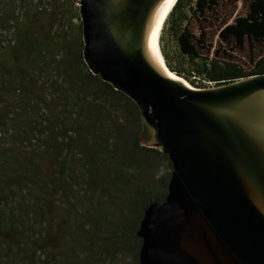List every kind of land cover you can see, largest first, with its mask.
Segmentation results:
<instances>
[{"label": "trees", "instance_id": "trees-1", "mask_svg": "<svg viewBox=\"0 0 264 264\" xmlns=\"http://www.w3.org/2000/svg\"><path fill=\"white\" fill-rule=\"evenodd\" d=\"M80 1L0 0V264H140L168 195L138 106L85 62ZM159 43L197 89L262 76L264 0H177Z\"/></svg>", "mask_w": 264, "mask_h": 264}, {"label": "water", "instance_id": "water-1", "mask_svg": "<svg viewBox=\"0 0 264 264\" xmlns=\"http://www.w3.org/2000/svg\"><path fill=\"white\" fill-rule=\"evenodd\" d=\"M164 1H80L90 71L136 103L142 145L172 164L140 264H264V75L204 89L166 75L151 43Z\"/></svg>", "mask_w": 264, "mask_h": 264}, {"label": "bare ground", "instance_id": "bare-ground-1", "mask_svg": "<svg viewBox=\"0 0 264 264\" xmlns=\"http://www.w3.org/2000/svg\"><path fill=\"white\" fill-rule=\"evenodd\" d=\"M176 2H177V0H165L164 1L163 5L161 7V10L159 12L158 18H157V22H156L154 32L152 35L151 43H152V50H153L155 62L157 64V66L162 70V72H164L166 75H168L171 78L178 79V80L185 82L183 79L179 78L177 75H175L174 73H172L168 70V68L166 67V65L164 63L163 56H162L161 49H160V43H159L163 25H164L168 15H169V13L171 12L173 7L175 6ZM186 84H188V83H186Z\"/></svg>", "mask_w": 264, "mask_h": 264}, {"label": "rangeland", "instance_id": "rangeland-1", "mask_svg": "<svg viewBox=\"0 0 264 264\" xmlns=\"http://www.w3.org/2000/svg\"><path fill=\"white\" fill-rule=\"evenodd\" d=\"M169 70V69H168ZM170 71V70H169ZM179 77V76H178ZM179 78H181V77H179ZM181 79H183V78H181ZM184 80V79H183ZM186 83H188L189 85H191L188 81H186V80H184ZM192 86V85H191ZM192 87H194V86H192ZM195 88V87H194ZM197 89V88H196ZM165 170H162L160 173L162 174L163 172H164Z\"/></svg>", "mask_w": 264, "mask_h": 264}]
</instances>
